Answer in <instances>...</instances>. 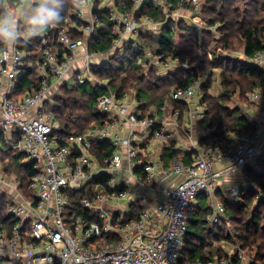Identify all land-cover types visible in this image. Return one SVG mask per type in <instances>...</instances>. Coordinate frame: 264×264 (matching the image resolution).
<instances>
[{
	"label": "built area",
	"instance_id": "obj_1",
	"mask_svg": "<svg viewBox=\"0 0 264 264\" xmlns=\"http://www.w3.org/2000/svg\"><path fill=\"white\" fill-rule=\"evenodd\" d=\"M145 1L72 3L70 13L84 23L57 25L38 37H30L24 27L30 9L37 6L31 0H16L17 14L8 15L11 11H7L8 16L0 19L14 24L19 36L15 41L4 40L6 46L0 51V200L5 201L8 214L16 220L9 230L0 229V264H237L232 257L243 264L246 260L239 249L225 250L230 258L218 256L204 261L182 259L181 251L189 230L190 210L197 198L204 195L210 203L208 221L230 225L223 201L214 199L221 190L220 180L249 166L257 170L264 162V84L234 106L247 125L215 143L200 144L197 130L191 125L194 119L205 120L207 106L197 94L207 80L202 79L207 77L205 71L184 75L188 83L168 93L170 103L173 100L187 105L191 127L187 124L182 129L179 120L183 112L169 109L166 102L143 114L145 103L138 97L139 91L133 90L135 96L131 99L127 96L130 90L118 95L108 81L95 75L101 63H89V59L93 54L111 56L128 43L139 54L138 64L158 68L161 76L190 68L178 56L152 54L139 39L141 31H150L147 22H154L138 14ZM149 1L165 19L179 18L178 14L187 10L185 4H191L193 16L198 19L201 6V0H180L176 6L172 0ZM95 3L98 9L107 11L112 33L117 37L112 48L101 54L89 51L90 38L103 24L94 11ZM217 27L219 23L202 28L216 31ZM72 30L82 36L74 37ZM32 38L39 39L44 48L39 65L41 87L16 95L14 90L28 55L21 49V41L31 43ZM55 44L64 50L62 58L53 49ZM245 59L264 68V49L251 57L241 54L240 60ZM72 67L75 70L71 73ZM71 78L79 83L90 81L107 91L96 104L106 119L81 135L58 139L49 102L61 82ZM52 79L59 81L50 86ZM181 130L186 131L190 142L185 152L175 136ZM213 132L207 125L201 135L208 137ZM98 142H108L111 153L99 157ZM165 147L175 152L168 160L163 156ZM9 149L22 154L19 162L31 163L35 170L28 180L31 197L20 190L18 175L7 170L14 163L6 157ZM184 156L189 157L188 162ZM170 180L173 184L167 185ZM90 188V196L72 202L70 193ZM152 192L155 198L149 204L148 194ZM222 193L228 202L241 199L238 186ZM73 206L96 214L87 218L71 210Z\"/></svg>",
	"mask_w": 264,
	"mask_h": 264
},
{
	"label": "trees",
	"instance_id": "obj_2",
	"mask_svg": "<svg viewBox=\"0 0 264 264\" xmlns=\"http://www.w3.org/2000/svg\"><path fill=\"white\" fill-rule=\"evenodd\" d=\"M117 1L121 2V0ZM178 1L180 0H172L173 5L176 6ZM129 2L131 4V1ZM72 3L73 1L69 0L62 22L58 26L69 24L80 26L84 23L70 13ZM16 6V0H0V19L5 18L7 11L14 10ZM184 6L187 10L190 7L189 10H193L191 4ZM94 8L103 24L98 28L96 35L90 38L89 51L105 53L112 48L117 37L112 33L107 11L98 9L97 3ZM199 13L208 19L209 25L219 23L217 32L210 28L196 27L193 23L190 25L188 22L177 19H165L163 14L152 7L149 0L145 1L138 13L147 15L155 22H163L159 34H146L142 31L139 34V39L145 43L151 53L165 57L178 56L181 62L190 66L188 70L176 69L161 76L158 68L138 64L139 54L130 44L124 43L106 62L101 63L95 75L108 81L112 85V90L118 95L127 92L131 85L138 86V97L145 103L143 114H146L148 112L146 110H154L163 105L165 91L167 93L171 87L177 89L188 83L184 75L194 76L196 72L206 71L207 80L201 88V102L207 106L203 122L214 130L208 138L215 143L227 134L247 125L239 109L226 104L229 98L239 93L244 99L248 92L264 84V68L254 65L247 59L240 60L231 54H220L216 57L217 50L242 48L244 55L251 57L256 51L264 49V0H202ZM24 27L25 29L30 27L28 19ZM44 32L50 33V28ZM71 34L74 37L82 36L78 30H72ZM234 40L238 41V46ZM5 46L6 42L0 40V51ZM54 46L53 49L58 50L62 58L64 50L57 44ZM21 49L29 55L25 60V71L14 90L16 95L36 91L41 87L38 71L43 60L44 48L41 41L36 38H32L31 43L21 41ZM197 61L200 62L199 66L195 65ZM217 79H219L221 92L215 97L211 95L210 90ZM106 92L90 81L79 83L75 78H71L62 83L51 97L52 102H49V111L54 115V122L57 124L54 134L58 139L81 135L92 125L102 123L106 116L99 111L96 104L99 96ZM171 106L182 112L188 108L186 104L173 100ZM108 147V142H98L96 154L100 157L111 153ZM10 154H16L14 157L17 160L10 163V166L17 167L15 171L20 178L19 188L22 193L31 197L28 180L35 170L31 163L19 162L23 157L22 154L11 152L9 149L6 157ZM174 154L172 149L165 147L163 156L167 160ZM244 174L249 184L241 187V199L238 202H228L220 190L216 193L224 203L230 225L224 221L216 224L208 221L206 217L210 209L206 204V197L200 195L197 198L190 210L189 230L181 251L182 259L204 261L218 256L230 258L221 245L237 244L238 248L234 251L239 249L243 252L244 250L252 252L251 258L246 259L243 264H264V197L261 196L264 193V163L259 166L258 171L250 166L247 167ZM91 194L90 188L72 192L70 196L72 202L76 204L80 199ZM71 210L87 218H92L96 214L87 209H80L78 206H73ZM15 221L8 214L5 201L0 200V229L9 230ZM232 225L233 228H231ZM232 258L237 264H241V261Z\"/></svg>",
	"mask_w": 264,
	"mask_h": 264
},
{
	"label": "rangeland",
	"instance_id": "obj_3",
	"mask_svg": "<svg viewBox=\"0 0 264 264\" xmlns=\"http://www.w3.org/2000/svg\"><path fill=\"white\" fill-rule=\"evenodd\" d=\"M202 1V0H201ZM201 3L202 2H200V5H201ZM198 6H199V4H198ZM88 8V7H87ZM10 11V10H9ZM12 12H14V13H16L17 14V9L15 10H12L8 15H10ZM187 12H190V13H187ZM192 12V13H191ZM193 11H191V10H187L186 12H185V15H184V12H180L178 15H179V18H177V20H179V21H185V22H188L190 25L192 24V23H195V25H196V27H203V25H209V23H208V19L207 18H205L204 16H202L201 15V13H199L198 12V15L196 16L198 19H195V17L193 16ZM7 15V16H8ZM6 16V17H7ZM149 25L147 26L148 27V29L150 30V31H152V32H155V33H157V32H159V30H160V25L159 24H161V25H163L162 23L163 22H152L153 24H151V23H149V22H147ZM159 23V24H158ZM214 25V24H213ZM212 25V26H213ZM21 26H23L22 25V23H21ZM156 28V29H155ZM218 28V27H217ZM159 29V30H158ZM212 30V29H211ZM214 32H217V30L216 31H214ZM217 36H219L218 34H217ZM235 42H237V46H238V41L237 40H234ZM144 45H145V43H144ZM146 46V45H145ZM237 48V47H236ZM235 49V48H234ZM232 49V50H223V49H218L217 50V52H219L220 54H231V55H233V56H236V57H238L239 59H240V56H241V54H244V52H243V50H242V48H237V49ZM222 51V52H221ZM101 54V53H100ZM97 54H93V55H91V58L89 59V63H102V62H105V61H107L109 58H110V55H106V54H104V55H97ZM245 56V55H244ZM195 65L196 66H199L200 65V62L199 61H197V62H195ZM77 64L76 65H74V67L75 68H77ZM73 70H75V69H73V67L69 70V72H71L72 73V71ZM38 71H39V68H38ZM206 72V71H205ZM196 75H198V72H196ZM202 79H207V77L206 76H203L202 77ZM59 80H57V79H52V81L50 82V86H53V85H55V84H57V82H58ZM65 81H62L61 83H64ZM54 89H56V88H54ZM132 89V90H131ZM171 89H172V87H171ZM128 90H130V91H128L127 92V96H129V99H131V98H133L135 95H134V92H133V90H139V87L138 86H136V85H131L129 88H128ZM55 91V90H54ZM58 91V90H57ZM171 90H169L167 93H166V91L163 93V94H165L164 95V102H166V106L169 108V109H171V108H173V106H171V103H170V100L167 98L168 97V93L170 92ZM220 92H221V89H220V86H219V79H217V81H215L214 83H213V86H212V89L210 90V93H211V95L212 96H215V97H217V96H219V94H220ZM199 93V95L198 96H200V94H201V91L198 89V92H197V94ZM160 95H162V93L160 94ZM225 101V100H224ZM239 101L240 102H243L244 101V99H243V97L242 96H240L239 95V93H236L235 95H233V97L232 98H229V102L228 103H226V104H229L231 107H234V106H236V105H238V103H239ZM163 102V103H164ZM237 103V104H236ZM225 104V105H226ZM149 109V108H148ZM146 111H149V110H146ZM167 115L168 116H171L170 115V113H168L167 112ZM184 117H188V119L187 120H190V117H191V114L189 113V111H185L184 112V116L179 120V124H181V126H182V129H185V127H186V125H187V123H185L184 122ZM174 119V118H173ZM199 122H201V121H198V120H196V119H194L193 120V123L191 124L192 125V127H193V130L195 131V130H197L198 128H201V129H203L204 127H200V124H199ZM191 125L189 124V127H191ZM204 125H206V124H204ZM205 129V128H204ZM183 131L184 130H181V134H183ZM180 132V131H179ZM186 132V131H185ZM194 137H195V132H194ZM204 138V137H203ZM17 169V167H8L7 168V170H10L11 172H14V173H16V170ZM246 170V169H245ZM245 170H243V172H239L238 173V175H244V178L246 179V180H248L246 177V175L244 174V171ZM257 170H259V168L257 169ZM234 175H237V174H234ZM246 184H249V180H248V183H246ZM9 197V196H8ZM217 199H220V198H218L217 197ZM218 201V200H217ZM231 228H233V225L231 226ZM221 247L223 248V250L225 251V250H230V251H233V250H235V249H237L238 248V245L236 244V245H228V244H222L221 245ZM225 247H227V248H225ZM229 247V248H228ZM244 254H245V256H246V259H248V258H251V256H252V252L251 251H248V250H244ZM247 254V255H246Z\"/></svg>",
	"mask_w": 264,
	"mask_h": 264
},
{
	"label": "clouds",
	"instance_id": "obj_4",
	"mask_svg": "<svg viewBox=\"0 0 264 264\" xmlns=\"http://www.w3.org/2000/svg\"><path fill=\"white\" fill-rule=\"evenodd\" d=\"M37 5L30 9L28 16L30 37L40 36L46 29L55 28L62 22L63 13L69 0H31ZM81 0H75L73 4H79ZM19 39L16 26L5 20H0V40L15 41Z\"/></svg>",
	"mask_w": 264,
	"mask_h": 264
},
{
	"label": "crops",
	"instance_id": "obj_5",
	"mask_svg": "<svg viewBox=\"0 0 264 264\" xmlns=\"http://www.w3.org/2000/svg\"><path fill=\"white\" fill-rule=\"evenodd\" d=\"M187 10H185L184 11V15H185V12H186ZM187 13H190V12H187ZM160 26H161V24H159ZM160 31V30H159ZM145 32V31H144ZM146 34H148V33H152V34H159L160 32H157V33H155V32H152V31H146L145 32ZM185 111H187V109L185 110ZM184 111V112H185ZM184 112H183V115H184ZM188 119V117H184V122L185 123H187V124H189V123H191V119L190 120H187ZM199 124H200V127H204L205 129H206V127H207V125H204V122L203 121H201V122H199ZM201 129V128H198L197 129V133H196V135H197V138H198V140H199V142H200V144H202V145H204V144H207V143H212L213 141L211 140V139H209L208 137H204L203 138V135H201L202 134V132L205 130V129ZM176 138H177V140H179L180 142H181V144H182V149L184 150V152L187 150V149H189V145H190V142H189V139H188V134L185 132V131H183V134H181V131L179 132H177L176 133ZM196 137V136H195ZM16 154H10L9 156H8V158L10 159V161H13V160H17V158H15L14 156H15ZM184 161L185 162H188L189 161V157L188 156H184ZM264 162H261V164H263ZM261 166V165H260ZM258 171V170H257ZM237 175H234V173L233 174H228V175H226V176H224L221 180H220V185H219V187H220V191H221V193H222V191L224 190V189H229L230 187H232V186H238V187H243V186H248V184H246V183H248V180H246L245 178H244V175H238V173H236ZM174 181H176L175 179H174ZM173 184V181H168L167 182V185H172ZM223 194V193H222ZM154 198H155V195H154V193L152 192V193H149L148 194V202H149V204H151V203H153L154 202ZM215 200H217V195H215V198H214ZM207 200V199H206ZM149 204L147 203L146 204V206H149ZM206 204H207V206H208V208L209 209H211V207H210V203H209V201L207 200V202H206ZM137 210H138V207H136L135 208V211L137 212ZM191 217V216H190Z\"/></svg>",
	"mask_w": 264,
	"mask_h": 264
},
{
	"label": "bare ground",
	"instance_id": "obj_6",
	"mask_svg": "<svg viewBox=\"0 0 264 264\" xmlns=\"http://www.w3.org/2000/svg\"><path fill=\"white\" fill-rule=\"evenodd\" d=\"M201 2H202V1H201ZM189 7H190V6H189ZM186 8H187V7H186ZM190 8H191V7H190ZM190 8H189V9H190ZM16 9H17V7L15 8V10H16ZM189 9H188V10H189ZM12 10H13V9H12ZM12 10H11V11H12ZM6 11H7V10H6ZM100 11H101V10H100ZM191 13H192V12H191ZM2 19H3V18H2ZM155 29H156V28H155ZM158 30H159V29H158ZM30 54H31V53H30ZM28 55H29V54H28ZM28 62H29V61H28ZM149 69H150V68H149ZM147 70H148V69H147ZM144 71H145V70H144ZM131 90H132V89H131ZM55 96H56V94H55ZM239 102H240V101H239ZM236 104H237V103H236ZM225 248H227V247H225ZM228 248H229V247H228Z\"/></svg>",
	"mask_w": 264,
	"mask_h": 264
}]
</instances>
